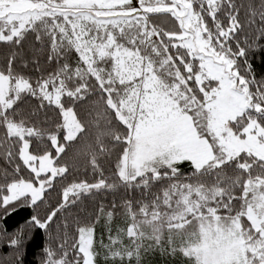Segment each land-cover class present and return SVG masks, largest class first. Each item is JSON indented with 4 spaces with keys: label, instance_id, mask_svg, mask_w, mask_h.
Instances as JSON below:
<instances>
[{
    "label": "snow or ice",
    "instance_id": "snow-or-ice-1",
    "mask_svg": "<svg viewBox=\"0 0 264 264\" xmlns=\"http://www.w3.org/2000/svg\"><path fill=\"white\" fill-rule=\"evenodd\" d=\"M257 58L264 0H0V264H264Z\"/></svg>",
    "mask_w": 264,
    "mask_h": 264
},
{
    "label": "trees",
    "instance_id": "trees-1",
    "mask_svg": "<svg viewBox=\"0 0 264 264\" xmlns=\"http://www.w3.org/2000/svg\"><path fill=\"white\" fill-rule=\"evenodd\" d=\"M256 67L258 71L264 70V64L260 62L259 58L256 59ZM21 215H23V213H21ZM8 223H9V229L11 230L12 221L10 220ZM4 251H7V249H4ZM32 259H33L32 246H29L27 261L30 262ZM149 260L151 261V264H169V261L167 260V258L160 257L159 254L150 256Z\"/></svg>",
    "mask_w": 264,
    "mask_h": 264
}]
</instances>
